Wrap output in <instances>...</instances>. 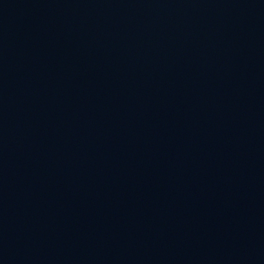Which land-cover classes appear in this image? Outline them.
Returning a JSON list of instances; mask_svg holds the SVG:
<instances>
[{"label": "water", "instance_id": "95a60500", "mask_svg": "<svg viewBox=\"0 0 264 264\" xmlns=\"http://www.w3.org/2000/svg\"><path fill=\"white\" fill-rule=\"evenodd\" d=\"M0 264H264V0H0Z\"/></svg>", "mask_w": 264, "mask_h": 264}]
</instances>
